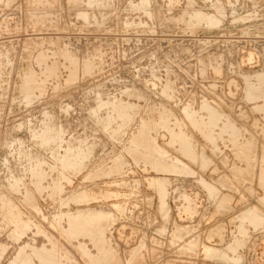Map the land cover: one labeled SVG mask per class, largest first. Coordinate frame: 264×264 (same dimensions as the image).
Here are the masks:
<instances>
[{
    "label": "rangeland",
    "instance_id": "374dc122",
    "mask_svg": "<svg viewBox=\"0 0 264 264\" xmlns=\"http://www.w3.org/2000/svg\"><path fill=\"white\" fill-rule=\"evenodd\" d=\"M1 193L0 264H264V0H0Z\"/></svg>",
    "mask_w": 264,
    "mask_h": 264
},
{
    "label": "bare ground",
    "instance_id": "6f19581e",
    "mask_svg": "<svg viewBox=\"0 0 264 264\" xmlns=\"http://www.w3.org/2000/svg\"><path fill=\"white\" fill-rule=\"evenodd\" d=\"M78 4H79V3H78ZM78 4H77V5H78ZM91 18H92V17H91ZM205 18H206V17H205ZM77 54H78V53H77ZM79 54H80V53H79ZM66 55H67V54H66ZM75 57H76V55H75ZM72 58H73V57H72ZM86 59H87V58H86ZM79 65H80V64H79ZM73 66H74V65H73ZM80 67H81V66H80ZM74 69H75V67H74ZM78 69H79V68H78ZM81 69H82V68H81ZM75 70H76V69H75ZM76 71L78 72V70H76ZM25 94H26V93H25ZM142 98H143V97H142ZM111 103H112V102H111ZM101 104H102V103H101ZM104 104H105V103H104ZM113 105H114V104H113ZM128 106H129V105H128ZM112 107H113V106H112ZM116 108H117V107H116ZM128 108H129V107H128ZM100 109H101V108H100ZM132 109H133V108H132ZM212 111L214 112V110H212ZM212 111H211V113H212ZM211 113H210V115L214 114V113H212V114H211ZM215 113L217 114V111H216ZM107 114H108V113H107ZM115 114H116V113H115ZM189 115H190V114H189ZM219 115H220V114H219ZM214 116L216 117V116H218V114H217V115H214ZM214 116L212 115V117H214ZM189 118L192 119L193 116H191V117L189 116ZM103 119H104V118H103ZM58 121H59V120H58ZM107 122H108V121H107ZM192 122H194L195 124L197 123V122H195L193 119H192ZM143 123H144V122H143ZM205 124H207V123H206V122L203 123V125L205 126V128H207V126H209V125H208V124L205 125ZM212 124H213V123H212ZM201 125H202V124H201ZM201 127H202V129H203V133H204V130H205V129L203 128V126H201ZM45 129H46V128H45ZM42 130H43V129H42ZM59 130H60V129H59ZM201 132H202V130H201ZM208 132H209V131H208ZM210 132H212L211 129H210ZM181 133H182V132H181ZM183 133H184V132H183ZM203 133H202V134H203ZM206 133H207V131H206ZM206 133H205V134H206ZM212 133H213V132H212ZM230 133H231V132H230ZM93 134H94V133H93ZM184 134H186V133H184ZM184 134H183V135H180V134H179V135L182 136V138H187L188 136H186V135H184ZM208 134H209V133H208ZM210 135H213V134H210ZM180 136H179V138H180ZM183 136H184V137H183ZM185 136H186V137H185ZM206 136H207V135H206ZM209 138H210V137H209ZM209 138H208V139H209ZM175 139H177V137H176ZM189 139H190V138H189ZM180 140H181V139H179L178 141H180ZM182 140H183V139H182ZM184 140H185V139H184ZM209 140H210V139H209ZM83 141H84V140H83ZM85 141H86V140H85ZM110 141H111V140H110ZM186 141H187L186 143H188V140H187V139H186ZM189 141H191V140H189ZM49 142H50V141H49ZM183 142H184V141H183ZM79 143H80V142H79ZM180 143H182V142H180ZM184 143H185V142H184ZM185 145H186V144H185ZM187 145H188V144H187ZM182 146H184V144L181 145V148H182ZM193 146H194V145H193ZM248 146H249V145H248ZM81 147H83V146H81ZM184 147H186V146H184ZM194 147H195V146H194ZM194 147H193V148H194ZM92 148H93V147H92ZM189 148H191V147H189ZM155 149H156V148H155ZM187 149H188V146H187ZM194 149H195V148H194ZM244 149H245V148H244ZM76 150H77V149H76ZM157 150H158L160 153H162L163 155L166 153L165 149L159 148V149H157ZM183 150H184V149H183ZM189 150H190V149H189ZM184 151H185V150H184ZM196 151H197V150H196ZM243 151H244V150H243ZM185 152H186V151H185ZM244 152H245V151H244ZM20 153H21V152H20ZM194 153H196V152H194ZM261 153H262V152H261ZM191 154H192V153H191ZM186 155H189V153L186 154ZM192 155H193V154H192ZM256 155H257V154H256ZM193 156H194V155H193ZM193 156H191V157H193ZM195 156H197V155L195 154ZM244 156H245V155H244ZM246 157H247V160L250 159L249 156H246ZM159 159H160V158H159ZM178 159H179V158H178ZM178 159H175L176 161H175L174 164L171 163L170 165H169V164L167 165V163H165L166 165L164 164V165H162L161 167H162L163 169H169L170 171H171V169H172L173 171H175V170L177 171V170H179V168L182 166V164H181L182 161H180V160H178ZM255 161H256V160H255ZM246 162H247V161H246ZM250 162H251V161H250ZM252 162H253V161H252ZM34 164H35V163H34ZM61 164H62V163H61ZM246 164H247V163H246ZM249 164H251V163H249ZM247 165H248V164H247ZM36 166H37V165H36ZM40 166H41V165H40ZM248 168H249V167H248ZM35 169H36V168H35ZM245 170H246V169H245ZM259 170H260V169H259ZM246 171H248V169H247ZM243 175H244V174H243ZM12 176H13V175H12ZM15 176H16V175H15ZM10 178H11V177H10ZM18 178H19V177H18ZM18 178H17V179H18ZM32 178H33V177H32ZM11 179H12V178H11ZM11 179H10V180H11ZM15 179H16V177H15ZM17 179H16V180H17ZM63 179H64V178H63ZM12 180H13V179H12ZM16 180H14V181H16ZM18 180H21V179H18ZM235 180H236V179H235ZM14 181H13V182H14ZM16 182H17V181H16ZM18 182H19V181H18ZM41 182H42V181H41ZM247 182H248V181H247ZM11 183H12V182H11ZM21 183H22V182H21ZM21 183H20V184H21ZM239 183H240V182H239ZM9 184H10V183H9ZM55 184H56V183H55ZM11 185H13V184H11ZM16 185H19V184L16 183ZM56 185H57V184H56ZM15 187H16V186H15ZM15 187H14V188H15ZM19 187H20V185H19ZM22 187H24V186H22ZM55 187H57V186H55ZM58 187H59V186H58ZM14 188H12V189H14ZM24 188H26V187H24ZM162 188H163V186H162ZM16 189H17V188H15V190H16ZM27 189H28V188H27ZM56 189H57V188H56ZM56 189H55V190H56ZM19 190H20V189H19ZM21 191H23V190L21 189ZM21 191H20V192H21ZM28 191H29V189H28ZM28 191H26V193H28ZM98 191H99V190H98ZM102 192H103V191H102ZM2 193H3V192H2ZM2 193H1L0 195H2ZM5 193H6V192H5ZM28 194H29V193H28ZM28 194H27V196H28ZM31 194L33 195V192H32ZM55 194H57V193H55ZM93 194H94V193H93ZM95 194H96V193H95ZM7 195H9V194L6 193L5 197H7ZM32 195H29V197H31ZM25 196H26V195H25ZM25 196H24V197H25ZM27 196H26V198H29V197H27ZM73 196H74V195H73ZM93 196H94V195H93ZM0 197H1V196H0ZM3 197H4V195H3ZM10 197H11V195L8 196L9 201H11V203H9L8 205H10V208H11V204H12L13 206L16 204V203H15V204L12 203V202H14L16 199L14 200V198H11V199L14 200V201H12V200H10ZM12 197H13V196H12ZM1 199H3V198L1 197ZM24 199H25V198H24ZM24 199H23V201H25ZM31 199H32V198H31ZM31 199H30V200L28 199V200L31 202ZM38 199H39V198H38ZM3 200H4V199H3ZM19 200H20V199H19ZM33 200H34V199H33ZM6 201H7V199H6ZM29 201H28V203H29ZM67 201H68V200H67ZM7 202H8V201H7ZM15 202H16V201H15ZM21 202H22V201H21ZM21 202L19 201V203H21ZM26 202H27V201H25V203H26ZM32 202H33V201H32ZM32 202H31V203H32ZM224 202H225V201H224ZM2 203H3V202H2ZM2 203H1V201H0V204H2ZM4 203L6 204L5 201H4ZM4 203H3V204H4ZM17 203H18V201H17ZM31 203H30V204H31ZM5 204H4V206H5ZM23 204H24V203H23ZM33 204L36 205V200H35V203H33ZM19 205H20V204H19ZM1 206H2V205H1ZM1 206H0V207H1ZM16 206H17V205H16ZM16 206H15V208H13L14 210L16 209ZM24 206H26V205H24ZM36 207H37V206H36ZM38 207H39V206H38ZM2 208H5V207L2 206ZM7 208H9V207H7ZM10 208H9V209H10ZM17 208L19 209L20 207L17 206ZM25 208H26V207H24V209H25ZM106 208H107V207H106ZM22 209H23V208H22ZM24 209H23V211H24ZM38 209H39V208H38ZM102 209H103V208H102ZM107 209H108V208H107ZM4 210H5V209H4ZM4 210H2V211H4ZM20 210H21V209H20ZM39 210H41V209H39ZM5 211H6V210H5ZM8 211L14 212V211L12 210V208H11L10 210H7L6 212H8ZM25 211H26V210H25ZM35 211L38 212V210H36V209H35ZM83 211H84V210H83ZM6 212H4V213L1 212V213H2V214H5V216L8 215L7 217H9V214H8V213L6 214ZM16 212L19 213V211H16ZM16 212H15V213H16ZM95 212H96V211H95ZM98 212H99V211H98ZM101 212H102V211L100 210V213H101ZM103 212H104V211H103ZM108 212H109V210H108ZM9 213H10V212H9ZM18 213H17V214H18ZM27 213H28V211H27ZM32 213H33V212H32ZM38 213H40V212H38ZM42 213H43V212H42ZM100 213H99V215L103 214V213H101V214H100ZM2 214H1V215H2ZM10 214H11V213H10ZM20 214L23 215V214H25V213L21 212ZM20 214H19V217H20ZM66 214H67V213H66ZM91 214H92V213H91ZM97 214H98V213H97ZM257 214H258V213H257ZM22 215H21V216H22ZM40 215H41V214H40ZM63 215H65V214L63 213L62 216H63ZM75 215H76V214H75ZM95 215H96V214H95ZM11 216H12V215H11ZM14 216H18V215L15 214ZM14 216H13V218L10 217L11 220L14 219ZM25 216H26V215H25ZM43 216H44V215H43ZM93 216H94V215H93ZM7 217H5V218H7ZM27 217H28V215L26 216V218H25V217H24V218H25L26 220H28ZM31 217H32V216H31ZM31 217H28V218H31ZM91 217H92V216H91ZM97 217H98V216H97ZM5 218H4V219H5ZM99 218H100V217H99ZM99 218H98V219H99ZM19 219H21V218H19ZM19 219H18V220H19ZM25 219H24V220H25ZM70 219H72V217H71ZM102 219H103V218H102ZM2 220H3V219H2ZM22 220H23V219H22ZM72 220H73V219H72ZM9 221H10V220H9ZM9 221H7V223H8ZM14 221H15V220H14ZM14 221H13V222H14ZM16 221H17V219H16ZM30 221H31V220H30ZM83 221H84V220H83ZM96 221H97V220H96ZM4 222H5V221H4ZM10 222H11V221H10ZM25 222H26V221H25ZM28 222H29V221H28ZM71 222L76 223L75 221H71ZM79 222H80V221H79ZM255 222H256V221H255ZM11 223H12V222H11ZM11 223H10V225H11ZM17 223H18V221H17ZM17 223H16V224H17ZM20 223H21V221H20ZM20 223H19V226L21 227ZM80 223H81V222H80ZM84 224H85V223H84ZM103 224H104V223H103ZM8 225H9V224H8ZM13 225H14V224H13ZM26 225H27V224H26ZM76 225H77V224H76ZM96 225H97V224H96ZM100 225H101V224H100ZM14 226L16 227V225H14ZM79 226H80V225H79ZM12 227H13V226H12ZM20 227H19V228H20ZM92 227H93V226H92ZM103 227H104V226H103ZM181 228H182V227H181ZM14 229H15V228H14ZM77 229H78V228H77ZM15 230H17V228H16ZM72 230H73V229H72ZM21 231L24 233L23 230H21ZM77 231H78V230H77ZM97 231H98V230H97ZM17 232H18V231H17ZM101 232H102V231H101ZM72 233H74V232H72ZM77 233H78V232H77ZM80 233H81V232H80ZM74 234L77 235L76 233H74ZM74 234H73V235H74ZM85 234H86V233H85ZM73 235H72V236H73ZM73 237H74V236H73ZM102 241H103V240H102ZM78 244H79V243H78ZM24 246H25V245H24ZM33 246H34V245H33ZM43 246H44V245H43ZM45 246H46V245H45ZM45 246H44V247H45ZM51 246H52V245H51ZM77 246H78V245H77ZM79 246H80L81 253H82L87 259L90 258V259H89V260H90L89 263L91 262V260H93L94 258H96L94 255L92 256L91 252L87 249V247H85V246H83V245H79ZM98 246H99V245H98ZM102 246H103V245H102ZM28 247H29V246H28ZM44 247H42V248L44 249V252H45V250H47V249H45ZM48 247H49V246H48ZM56 247H57V246H56ZM74 247H75V246H74ZM106 247H107V246H106ZM106 247H105V249H106ZM21 248H22V247H21ZM24 248H25V247H24ZM24 248H22V250H23ZM30 248H31V247H30ZM33 248H34V247H33ZM36 248H38V247H36ZM76 248H77V247H76ZM25 249H28V248H25ZM31 249H32V248H31ZM31 249H29V251H30ZM39 249H40V248H39ZM52 249H53V248H52ZM78 249H79V248H78ZM41 250H42V249H41ZM41 250H40V251H41ZM54 250H55V249H54ZM54 250H52L53 253H54ZM57 250H58V249H57ZM59 250H60V249H59ZM80 250H79V251H80ZM210 250H211V249H210ZM34 251L36 252V249H35ZM40 251H39V252H40ZM30 252H31V251H30ZM32 252H33V251H32ZM35 252H33V253H34V254H37V253H35ZM46 252H47V251H46ZM50 252H51V251H50ZM52 252H51V254H52ZM58 252H59V251H58ZM61 252H62V251H61ZM61 252H60V256H61ZM210 252H211V251H210ZM18 253H19V252H17V254H18ZM33 253H31V254L33 255ZM41 253H42V252H41ZM47 253H48V252H47ZM55 253H56V252H55ZM64 253H65V252H64ZM67 253H68V252H67ZM67 253H66V254H67ZM24 254H25V253H24ZM31 254H30V255H31ZM39 254H40V253H39ZM94 254H95V253H94ZM98 254H100V253H98ZM27 255H29V254L27 253ZM45 255H46V254H45ZM45 255H44V257H45ZM48 255H49V257H48V256H47V257L50 258V254H48ZM56 255L58 256L57 253H56ZM56 255H54V256H56ZM63 255H64V254H63ZM67 255H68V254H67ZM209 255H210V254H209ZM19 256L21 257V256H24V255H23V253H22V255L19 254ZM19 256H17V257L19 258ZM34 256H35V255H34ZM40 256H41V255H39V258H38V259H40ZM42 256H43V254H42ZM51 256H53V255H51ZM54 256H53V257H54ZM91 256H92V257H91ZM25 257L28 258V256H25ZM37 257H38V256H37ZM44 257H43V258H44ZM58 257H59V256H58ZM93 257H94V258H93ZM15 258H16V257H15ZM56 258H57V257H56ZM60 258H62V257H60ZM91 258H93V259H91ZM19 259L21 260V259H24V258L21 257V258H19ZM19 259H16V260H19ZM30 259H32V258H30ZM41 259H42V258H41ZM44 259H46V258H44ZM64 259H65V257H64ZM66 259H68V258H66ZM97 259H98V257H97ZM97 259H96V260H97ZM108 259H109V258H108ZM20 260H19V263H20ZM28 260H29V259H27V261H28ZM42 260H43V259H42ZM48 260H50V259H48ZM112 260H113V259H112ZM14 261H15V260H14ZM14 261H12V262H14ZM24 261H26V260L24 259ZM43 261H44V260H43ZM45 261H47V260H45ZM51 261H55V260H54V259H53V260L51 259ZM65 261H67V260H65ZM94 261H95V260H94ZM98 261L100 262V259H99ZM109 261H110V260H109ZM113 261H114V260H113ZM22 262H23V261H22ZM22 262H21V263H22ZM29 262H30V261H29ZM32 262H33V261H32ZM32 262H31V263H32ZM69 262H70V261H69ZM92 262H93V261H92ZM96 262H97V261H96ZM115 262H116V261H115ZM115 262H114V264H115ZM15 263H17V262H15ZM24 263H26V262H24ZM24 263H22V264H24ZM41 263H42V262H41ZM43 263H44V262H43ZM46 263H47V262H46ZM52 263H54V262H52ZM59 263H61V262H59ZM75 263H76V262H75ZM11 264H12V263H11ZM26 264H29V263H26ZM48 264H49V262H48ZM54 264H57V263H54ZM62 264H65V262L63 263V260H62ZM69 264H70V263H69ZM90 264H91V263H90ZM112 264H113V263H112ZM116 264H117V262H116Z\"/></svg>",
    "mask_w": 264,
    "mask_h": 264
}]
</instances>
